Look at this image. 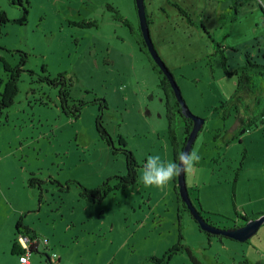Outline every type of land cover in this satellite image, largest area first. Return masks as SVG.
<instances>
[{"label":"rangeland","instance_id":"1","mask_svg":"<svg viewBox=\"0 0 264 264\" xmlns=\"http://www.w3.org/2000/svg\"><path fill=\"white\" fill-rule=\"evenodd\" d=\"M238 1L145 0V9L156 52L186 106L204 120L190 150L200 157V182L192 183L185 170L189 197L192 203L198 197L203 213L242 226L236 214L250 217L264 207L257 197L264 190V123L240 126L238 112L248 114L252 106L243 99L230 103L236 78L223 73L215 50L225 48L229 70L244 55L264 66V16L255 0L242 6ZM28 3L22 22V10L0 0L8 18L0 29V104L6 105L0 116V264H13L14 226L21 214L58 264H156L149 258L161 261L179 237L196 263L183 250L166 264H264L256 255L264 248V225L244 243L209 241L178 201L177 175L163 187L141 182L148 156L174 160L169 127L181 149L185 125L175 111L168 119L174 100L159 87V69L142 43L134 0ZM5 66L22 70L14 95L6 92L11 74ZM59 74L74 78L73 99L106 100L102 123L114 147L122 137L140 166L134 185L109 192L101 203L83 200L76 183L93 189L122 176L125 160L97 134V105L83 107L75 121L61 112L58 89L44 81ZM258 94L264 96V77ZM30 177L39 181L36 186L27 185ZM224 219L220 227L230 229L233 223ZM43 248L31 253L32 264H45Z\"/></svg>","mask_w":264,"mask_h":264},{"label":"trees","instance_id":"2","mask_svg":"<svg viewBox=\"0 0 264 264\" xmlns=\"http://www.w3.org/2000/svg\"><path fill=\"white\" fill-rule=\"evenodd\" d=\"M241 1H248V0H239L236 4L242 6L243 3ZM8 2L11 6H17L22 10L23 16H22L21 21L25 22L27 14H28V6H29L28 0H8ZM108 8L110 10L114 11L115 14L118 15V12L115 9H113L111 7H108ZM236 12L237 11L235 9V13ZM262 12H263V10H262ZM263 14H264V12H263ZM146 18H147V24L150 25L151 20L149 19L147 14H146ZM232 21L233 22L236 21V17L233 18ZM6 23H8V18L6 16V14L0 10V29ZM83 25L87 26V27L95 26L94 23H85ZM202 30H203L204 34L208 35L204 28H202ZM142 43L144 45L143 41H142ZM233 51H235V50H233ZM215 54H219V56H220L221 67H222L223 73L228 77L234 75L236 78L235 90L229 98L230 103H231V101H234V100L240 101L242 99H245L246 95H250V96L257 95L258 96L257 98L253 99L255 107L252 111L253 115L251 117H245L246 115H244V114L241 116L238 112L237 120H238L240 126L247 125L248 127H250L252 124L255 125V122L257 120H260L261 124L264 123V119H262V118H264V96H259L260 94H258L261 91V82H262V79L264 77V66L258 65L256 63H252L250 61V58L248 56H246L245 57V64H246L245 66H242L236 70L230 71L228 68V65H227V60H226V57L224 55V52L221 51L219 45H217V50H215ZM21 62H23V60ZM19 67L20 66L14 67V68H8L7 66H5V69H4L6 72H10V74H11V76H8V82L6 84V92L9 93L10 95H14V93L17 91L16 85L18 82L19 73L22 72V70ZM158 73L160 75L159 87L162 88V90L166 93V95L169 99L172 98L174 100L173 106L172 105L169 106L168 119L170 121L172 120V118L174 116V111L179 115V117L183 121V124L185 125L184 129H185V142H186L187 136L192 129V121L190 119L184 118L181 115L180 106L178 105L177 101L174 98L173 92L170 88L168 81L163 76V74L160 72V70H158ZM30 74H32V72H30ZM44 81L47 84H49L50 86H53V87L58 89L59 108H60L61 112L65 116H67L69 119H71L72 121H75L80 117L81 110L86 105H89L91 103L93 105H97L98 115L95 119V129H96L97 134L99 135L100 139L102 141H104L110 147L113 155L120 153L123 155L124 160H125L126 171H125V174L122 176L110 177L93 189L85 188V187L81 186L80 184L76 183L77 187L79 188V196L83 200H86V201H89L92 203H101L105 199V197L107 196V194L109 192L115 191L118 189L124 190V189L128 188L129 186L134 185L137 182L136 180H137V175H138V169L140 168V166L137 164V161L135 160L133 153L126 147V143L122 139V137H118V140H117L118 147L117 148L114 147V144H113V141L111 140L110 134L108 133V131L106 130V128L104 127V125L102 123L103 112L108 109V104H107L106 100L104 98H94L92 100V102H85L81 99H73L71 96V90L74 87L75 81H74V78L72 76H66V75L59 74L56 78H53V79L45 77ZM222 105H224V104H222ZM249 106L250 105H248L247 107H249ZM4 107H6V105L4 103L0 104V116L2 113L1 110ZM258 116L261 117V119H258ZM242 131L244 132L243 128H242ZM247 131H250V129L247 128ZM168 134H169V139H170V142H171V145L173 148V158L175 159L177 154L182 152V150L185 146V142L182 143V147L180 149V145H179V143L175 137V133L171 127H169V133ZM237 176L238 175L236 174L233 178L232 191L235 189V183H236ZM112 180L115 181L114 185L110 184V182ZM37 182H39L37 179L30 177V178H28V184L27 185L29 187H33V186H36V184H38ZM40 184H41V182H40ZM193 191L197 192V189L193 190ZM178 201L181 202L179 196H178ZM194 202L196 204L195 207L197 208L199 215L208 224H210L214 227L220 228V229H222V228L226 229L225 227H220V225H219V223H221V221H223V219L225 217H223L221 215H217V214H212L211 216H209L210 214L203 213L201 211V207L199 205L198 197H196V200ZM181 207L187 211L186 206L182 202H181ZM182 208H180V206H179L178 213L180 212V210ZM262 215H264V212L253 214L250 217H246V215H244V217H242L241 215L236 214V218L238 220H239V218H241L243 224H245L246 222H248L252 219H256ZM22 217H23V214L20 215V218L15 223L14 236L16 237V235L21 234V235H25V236L30 237V238H36L37 239L39 236L37 234V232L34 229H32L31 227H29L28 225L24 224L22 221ZM212 217H216V218H219L222 220L218 219L217 222H215V221L211 222ZM224 221L225 222L231 221L233 223L231 228H237L238 226H240V225H235L236 223H234L232 220H229L227 218H225ZM243 224H242V226H243ZM201 232L207 236L209 241H210V239L215 238L218 241H220V243H222L221 241L223 239L224 240L227 239L223 236H214V235H210V234L203 232V231H201ZM181 240H182V238L179 237L178 243L169 252L164 254L161 261L156 260L154 258H149V260L151 262L156 263V264H166V261L171 258L173 253L181 252L184 250L188 253L190 259L194 263H196L195 260L193 259V257L190 255L189 250L186 249L184 247V245L181 244ZM22 252L23 251L15 243V238H14L11 253L19 255ZM45 257H46V264H51V261H50L49 257H47L46 254H45ZM245 264H247V263H245Z\"/></svg>","mask_w":264,"mask_h":264},{"label":"water","instance_id":"3","mask_svg":"<svg viewBox=\"0 0 264 264\" xmlns=\"http://www.w3.org/2000/svg\"><path fill=\"white\" fill-rule=\"evenodd\" d=\"M135 9L138 16L139 21V28L140 32L143 38V42L153 59L154 63L160 70V72L163 74V76L168 81L170 88L173 92V95L180 106L182 116L184 118L190 119L192 121V129L189 132L185 146L183 148V152L187 153L190 152L192 145L201 130L202 126L204 125V120L196 117L191 113L189 108L186 106L180 89L177 85V83L174 80L173 75L171 74L170 70L166 67L164 62L159 57L158 53L156 52L152 40L150 38L149 34V27L147 24V18H146V9H145V0H134ZM177 186H178V194L179 198L186 206V209L191 216V218L197 223L199 226V229L203 232H206L210 235L214 236H223L229 240L238 242V243H244L247 242L249 239H251L258 230L261 228L262 225H264V215L252 219L248 222H246L243 226L237 227V228H230V229H220L217 227H214L210 224H208L198 213L197 208L193 205L189 193L186 187L185 182V170H181L177 174Z\"/></svg>","mask_w":264,"mask_h":264},{"label":"clouds","instance_id":"4","mask_svg":"<svg viewBox=\"0 0 264 264\" xmlns=\"http://www.w3.org/2000/svg\"><path fill=\"white\" fill-rule=\"evenodd\" d=\"M200 157L196 151L180 152L176 158L171 161H164L159 155L148 156L143 165L141 173V182L145 186H165L181 170L189 173V179L192 183L200 182V174L197 169V163Z\"/></svg>","mask_w":264,"mask_h":264},{"label":"crops","instance_id":"5","mask_svg":"<svg viewBox=\"0 0 264 264\" xmlns=\"http://www.w3.org/2000/svg\"><path fill=\"white\" fill-rule=\"evenodd\" d=\"M253 2H255L254 0H252ZM255 3H257V2H255ZM258 6H259V8L261 9V10H263V12H264V0L262 1V6H263V8L262 7H260V5L258 4ZM262 12V13H263ZM263 16H264V14H263ZM256 42L258 43V39L256 40ZM226 47V46H225ZM220 49H221V51H223L224 53H225V51H224V49L222 48V47H220ZM260 52V50L258 49V53ZM233 53L234 54H236V51H233ZM246 56H248V55H244V62L243 63H245V57ZM249 57V56H248ZM250 58V57H249ZM241 59H243V58H241ZM240 59V60H241ZM243 63H238L234 68H233V70H236V69H238L239 68V66L240 65H243ZM240 67H242V66H240ZM233 70H230V71H233ZM258 96L257 95H253V96H250V95H246V98L245 99H243L244 101H245V103H247L248 105H250V106H252V108L250 109V111L248 112V114H244V115H246L245 117H251L252 115H253V113H252V111H253V109H254V101H253V99L254 98H257ZM258 119H261V117H259L258 116ZM262 119H264V118H262ZM212 187H214V186H218V185H216V184H212L211 185ZM215 190V189H214ZM216 191V190H215ZM231 191H232V186H231ZM216 193H217V191H216ZM198 195H199V193H198ZM205 195H207V193H203L202 194V197H204L205 198ZM217 194H215V198L217 197L216 196ZM258 198H261V200L264 202V190H263V192L260 194V195H258L257 196ZM255 198V197H254ZM263 211H260V212H264V207H263V209H262ZM47 242V241H46ZM47 244V243H46ZM45 244V245H46ZM222 244V243H221ZM45 245H42V244H40L39 246H38V248H37V251H34V252H36V253H38V250H40V246H43L44 248H43V252L44 253H42V254H46V251H45V249L47 248ZM223 245H224V243H223ZM226 246H227V244H226ZM47 250V249H46ZM11 255L13 256V257H15V259H14V261H13V264H15L16 263V261H17V257H18V255L17 254H12L11 253ZM47 255V254H46ZM256 255H260V258H264V248H263V251L262 250H260V249H258V251H256ZM53 256V255H52ZM51 256V257H52ZM47 257H49L48 255H47ZM31 258H32V256H30V260H29V264H32V262H31ZM262 258V259H263ZM49 259H51L50 257H49ZM51 261V264H58L59 263V258H58V260L54 263L52 260H50ZM45 264H46V257H45Z\"/></svg>","mask_w":264,"mask_h":264},{"label":"built area","instance_id":"6","mask_svg":"<svg viewBox=\"0 0 264 264\" xmlns=\"http://www.w3.org/2000/svg\"><path fill=\"white\" fill-rule=\"evenodd\" d=\"M257 4L262 6L263 0H255ZM15 243L19 246V248L23 251L21 254L18 255L17 261L15 264H29L31 253L37 251V248L40 244L45 245V243H38L36 238H30L25 235L18 234L15 237ZM55 255L51 257L50 260H55Z\"/></svg>","mask_w":264,"mask_h":264}]
</instances>
